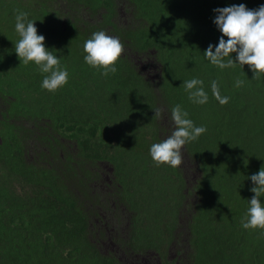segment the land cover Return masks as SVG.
I'll list each match as a JSON object with an SVG mask.
<instances>
[{
	"label": "trees",
	"instance_id": "obj_1",
	"mask_svg": "<svg viewBox=\"0 0 264 264\" xmlns=\"http://www.w3.org/2000/svg\"><path fill=\"white\" fill-rule=\"evenodd\" d=\"M75 1L83 6L89 5L94 14L109 5L104 19L108 18L113 7L112 0ZM131 1L136 5L138 20L143 22L137 24L136 33H117L122 38L138 40V50L141 51L153 41L149 34L159 36L166 32L168 43H161L159 49L170 52L169 58L182 50L180 55L190 64L181 81L202 80L209 98L201 105L193 103L186 94L179 93L180 98H176L177 91L181 90L176 89V85V91L166 90L173 107L180 105L194 126L207 129L196 140L186 143L193 154L191 158L204 173L198 185L204 208L199 210L200 217L190 228L196 235L190 253L192 263L264 264V229H244L241 224L250 207L249 200L254 196L250 191L254 186L250 177L264 166V73L258 79H252L254 74L248 65L242 68L236 64L220 69L204 56L209 44L218 45L222 36L213 23L217 15L214 9L240 4L248 9H258L264 5V0ZM5 55L7 58L0 55V60L5 62L0 66V74H14L13 53ZM70 55L72 60L62 62L69 74L68 82L57 89L55 97L48 95L44 88L27 96L29 101L32 97L34 103L38 99V106L44 99H51L57 109L55 114L54 107H46L45 117L41 118L45 120L44 126L40 127L41 133L53 138L49 143L58 142L56 135L71 142L73 155L64 159L63 173L74 174L76 167L91 164L97 167L102 161L114 163L123 170L126 160L122 162L125 159L122 151L126 150L125 147L137 149L138 157L146 147H143L144 134L148 122L153 119L151 99L146 93L151 94L152 87L137 80L129 59L119 58L115 64L116 73L104 76L102 68L88 65L75 50ZM235 57L236 53H233L232 58ZM20 63L18 79L14 80L17 86L28 79L30 71L29 64ZM173 69H167L166 82H169ZM238 79L244 81L240 87L235 86ZM214 80L218 82L221 96L229 97L225 105H221L212 94L211 82ZM162 87L165 88V84ZM8 91L3 86L0 88L1 94ZM20 92L8 93L11 99L6 101L9 113L18 118L20 108L14 113L11 108L18 98L26 97ZM196 113L201 116L200 120ZM16 138L11 127L5 130L4 150L0 148V264H125L108 252L103 255L96 246H100L102 240L97 235L96 226L90 222L91 214L96 212L94 208L93 212L86 214L79 194L66 185H57L54 168L49 170L44 164L26 163ZM38 167L41 168L38 170ZM156 168H159L157 164ZM167 169L176 177L170 179L166 172L159 170V180L143 187L149 190V194L141 195L140 199L149 206L130 194L123 198L126 202L120 201L121 204L128 203L123 206L129 237L120 242H127L125 246L118 244L117 256L124 247L130 249L132 246L140 254L150 247H159L156 245L160 237L156 218L162 220L159 225L169 226L185 190V182L179 179L176 167L169 165ZM83 178L84 181L78 180L76 189L80 193L82 185L87 182ZM15 179L24 180L31 187L26 188L22 183L17 188ZM173 185L179 187L174 195L171 193ZM260 200L264 206V194ZM160 213H163L162 217ZM112 215L119 221L117 212ZM151 233L152 238L149 237Z\"/></svg>",
	"mask_w": 264,
	"mask_h": 264
},
{
	"label": "clouds",
	"instance_id": "obj_2",
	"mask_svg": "<svg viewBox=\"0 0 264 264\" xmlns=\"http://www.w3.org/2000/svg\"><path fill=\"white\" fill-rule=\"evenodd\" d=\"M37 1L0 0V16L5 20L6 24L9 22L14 24L11 26L12 28L10 27L7 31L12 30V32L18 33L20 36V39L15 44V52L18 56L13 54L15 60V63L13 62L14 74H11L10 72H2L0 74V86L1 82L4 80L7 81L8 78H12L13 80L18 79V63H20V61L25 65L29 62H31V64L35 62L38 66L39 73L43 74L42 81H38L40 87L50 92L57 91V89L68 82L69 74L63 67L64 65L62 62L73 58V56L70 55L72 50H75L76 54L81 58H84L88 65L97 69L102 68V75L104 76H107L109 73H116L117 68L115 67V64L119 58H125L126 61L129 59L137 80L140 83H142L143 80L149 88L152 87L150 90H153V92L151 94L148 92L146 93L149 95V99H151V108L155 106V102L169 107L171 109V119L176 126L175 130L167 139L164 141L158 140V143L156 142L151 146L150 156L147 146L142 149V156L138 163V172H153L156 169L158 176L160 172L159 170H161V172H166L170 179L175 178L170 176L173 173L167 169V166L170 165L173 168L176 167V174L178 175L182 163L181 149L187 142L196 140L201 134L206 132L207 129L204 126H194L193 121L187 118L188 113L184 111L180 105L173 107L170 98L168 99L166 90L176 91V89L179 88L181 90L177 91L178 93L175 95L176 98H180L178 95L179 93L186 94L193 103L201 105L207 103L209 99L203 88L202 80L193 78L184 82L181 81V76L184 73V70L187 69L190 64L187 59L180 55L183 51L179 49L171 58H169L170 52H161L158 46L163 42L168 43L166 32L159 36L156 34H149L148 36L153 38L151 45L148 48L139 51L137 45L138 40L131 39L130 37L122 38L119 35H122L123 32H120V27H117L112 23V19L115 17L113 7H111L112 11H109V14H107L108 18L104 19V14L107 13V7L109 5L99 8L94 14L90 12L89 5L83 6L82 3L72 0L75 4L73 8H76L78 12L79 10L85 12L86 16L84 18L81 17L76 19L77 15H75L72 23L69 21H63L57 24L60 21L58 18L57 22L54 23L53 21V19L56 18V13L49 14L45 10V5L57 3L58 1ZM128 1L133 4L131 0ZM213 11L217 13L213 23L220 30L222 36L219 39L218 45L214 46L209 44L204 52L205 58L208 59L212 65L217 66L220 69L235 67L236 64H239L242 68L244 65H248L254 74L252 79H258L260 74L264 73V5H261L258 9H248L246 5L240 4L217 8ZM45 13L47 16H45ZM135 16L138 17L136 10ZM63 26L68 30V33H63ZM136 26L134 29H128L126 31L136 33ZM110 34L111 36H109ZM224 37H227V40H225ZM5 44H7L6 40L0 36V55L7 58L5 53L10 54L11 52ZM126 46H136V50L129 48L128 54H126ZM213 48H215V51H213ZM131 51L135 53L133 57H130L129 55V52ZM233 53H236L235 59L232 58ZM135 58L138 59V64L135 62ZM147 62H150L155 72L158 73L159 82L157 84L148 81L139 69V67L141 68V66H144ZM172 67L174 69L169 75L170 80L169 82H166V71L167 69L170 71V68ZM15 69H17V73H15ZM33 78V73L29 71L28 79L23 80V84L31 83V79ZM160 84L161 87L159 88ZM163 84H165V88L162 87ZM243 84V80L238 79L235 82L236 87H240ZM174 85H176V89H174ZM211 91L214 98L221 105L228 103L229 97L221 96L218 82L215 80L211 82ZM3 95L6 96V101L11 99V96H9L8 93ZM3 101L5 104L8 103L5 102V100ZM46 101L49 100L47 99ZM50 101L53 102L51 99ZM41 105V109L35 113L36 119L45 117V111L42 110L44 102H42ZM4 106L8 108L7 105ZM51 107L55 108L54 105ZM162 111L163 110L159 108L155 109L154 117L160 118ZM20 112L23 113L24 111ZM56 113L57 109L55 108V114ZM13 117L14 120L18 118V116L14 115ZM1 124L3 125V129L0 128V138L2 141L0 145L3 148V136L5 130L10 129V127L14 130V127L5 122H1ZM35 126H37V124H35ZM41 126L42 124H40V127ZM145 141L143 147L147 144V141ZM2 148L1 150H3ZM144 151H146V155L144 154ZM130 153L136 154L137 149L133 148ZM22 156L24 161H26L24 153H22ZM26 163H28V160ZM156 164L159 166L158 169L156 168ZM195 166H198V168L201 169L198 164H195ZM163 168H165V170ZM122 171L123 170H120V173H122ZM199 172L201 175L202 171L199 170ZM250 179L254 185L250 191L254 193V196L249 200L250 207L248 208L245 217L242 219L241 224L244 229H264V206H262L260 200V197L264 194V166L261 167L257 174L251 175ZM147 183H149L147 178L138 175V185L141 187L138 197L144 195L143 191L145 189H143V187ZM129 184L130 181L128 182L127 188H124L126 197L129 194V191L127 194ZM183 193L184 196L181 199L180 206L185 198V190ZM120 201L122 200L120 199ZM150 209L153 208L150 206ZM195 220L192 222V225H195ZM159 221L160 220L157 219L158 226H161V229H163L164 226L159 225ZM192 232L194 233L193 230ZM195 236L194 238L196 239ZM166 239L167 234H165V239H162L160 234V237L156 240V245L159 244L158 248L155 246L156 250L161 248L162 243L165 242ZM126 243L119 244L125 246ZM135 249L138 250L137 245L135 246ZM149 249H145L144 251ZM116 250H118V248H116ZM129 250L135 251L132 246L130 249L124 247L123 249H120L119 254L126 259V253H128ZM153 253L158 256L153 259L152 262L149 261L150 263L147 260L148 256H146L144 258V263L177 264L173 260L168 261L165 258L166 254L162 256L159 252L155 251ZM142 254L138 251V253L132 257L135 258V261L130 264L136 263ZM125 264H128V261H126Z\"/></svg>",
	"mask_w": 264,
	"mask_h": 264
},
{
	"label": "rangeland",
	"instance_id": "obj_3",
	"mask_svg": "<svg viewBox=\"0 0 264 264\" xmlns=\"http://www.w3.org/2000/svg\"><path fill=\"white\" fill-rule=\"evenodd\" d=\"M53 1L58 2L45 5V10L49 14L56 13V18L53 19L54 23L57 22V18L60 20L57 23L59 24L63 21H69L72 23V21H74L73 18L75 15H77L76 19L81 17L84 18L86 16L85 12L81 10L78 12L76 8H73L75 4L72 0ZM112 3L114 5L113 9L115 15V17L112 19V23L117 27H120V32L126 31L128 29H134L137 24H141L143 22L141 19L138 20V17L135 16V4L133 5L128 0H112ZM13 25L14 24H12V22L6 24L5 20L0 16V36L6 40L7 44L5 45H7L10 52L18 56L15 52V44L20 39V36L18 33L12 32V30L7 31V29ZM63 33H68V30L64 28ZM109 36H111V34ZM129 48L136 50V46H126V54H128ZM129 55L130 57H133L135 53L131 51L129 52ZM135 62L138 64V59L135 58ZM4 63L5 62L3 60H0V66H2ZM28 64L30 65V71L34 76V78L31 79V83H24L20 86H17L14 84V80L12 78H8L7 81L4 80L1 82L0 88L3 86L5 90H9L8 93H13L15 90H19L21 91L20 93L26 95V97L17 99V102L13 104L11 111L14 113L19 108V111H23L25 108L29 113L26 111L23 113L20 112V117L14 120L13 115L8 111L9 104H5L3 101L5 100L6 102V96L0 92V128L3 126L1 122H5L6 124L13 126L15 134L17 135L16 139L19 144L18 148L20 149V152L24 153L25 160H28V163L31 164H44L49 170L54 168L56 172L55 182L57 185H66L68 188L74 189L77 195L79 194L83 201V207L86 214H89L88 211L93 212L92 208H94V211L96 212L91 214L90 222L96 226L97 235L102 240L100 242V246L96 245L99 247L100 252L103 255H107L108 252L111 255L118 257L122 262L126 263V261H128V264H130L131 262L135 261V258L132 257L138 252L129 250L128 253H126L127 260L123 258L121 254H118L117 256L116 253V248H119L118 244L121 241L127 240L129 237L128 226H126L125 222L126 213L124 211V206L125 204L128 205V203L121 204L119 201L121 199L123 202H126L123 199L126 197L124 188H127L128 182L130 181L128 186L129 194L143 205L149 206L140 199L142 196L138 197V193L141 191V187L138 185V175L140 177L147 178L149 182L155 183L159 180L157 170L155 169L153 172H138V163L140 162V157L142 154H140L139 157L136 156V154H131L130 152L132 149L126 146V150L122 151V153L125 154V159L123 158L122 162L126 160L122 173H120V169H118L114 163L112 164L109 161L99 162L97 167L95 164L84 167H76L74 174H68L66 171L63 173L64 159H66L70 154L73 155V152H71L73 151V148L71 147L72 144L67 138L62 140L60 135H56L58 139L57 143L54 141L49 143V139L53 140V138L47 136L46 134L42 135L40 124L44 126L45 120H41V118H35L36 111H39L42 105L38 106L40 102L37 101L38 99H36L34 103V99L32 97H30L29 101L27 96L29 97L30 93L33 91L39 92L40 88H42L40 87L39 82L42 81L43 74L39 73L38 66L35 64V62H33V64L29 62ZM139 69L142 71L144 77H146L148 81L153 82L154 84L159 82L158 73L155 72L150 62L145 63V65L141 66V68L139 67ZM46 92L48 95L53 97L56 95V91L50 92L46 90ZM46 100L47 99H44L43 101L45 106L43 105L42 110L44 111L48 104L53 106V102ZM3 104L7 105L8 108H6V106ZM157 108L163 110L160 118L154 117V110ZM152 113L153 119L148 122V127L144 134V138L147 141L145 146H147L149 156L151 146L156 142L158 143V140L164 141L167 139L176 127L171 119V109L169 107L155 102V106L152 107ZM196 117L198 120L201 119L199 113H196ZM196 122L199 125V122ZM35 124H37V126H35ZM119 131H123L122 127H120ZM55 133L53 134L55 135ZM111 135L114 137L113 134ZM1 142L2 141L0 138V143ZM0 148H2L1 145ZM16 154L19 153L17 152ZM144 154L146 155V151H144ZM181 155L182 163L178 177L180 180L185 182V198L181 203L180 209L177 210L175 218H171L169 220V226H164L163 229H161V226H159L162 239H165V234H167V239L162 243L161 248L156 250L155 247H152L149 250L143 251L144 253L134 264H138V262L139 264H149L158 256L157 254L153 253L155 251L161 253L162 256L166 254L165 258L168 261L173 260L177 264H193V257L190 253L193 251L192 245L196 242V240L194 239L195 235L190 230V228L192 226V222L196 218L200 217L199 210L204 208L203 197L198 192V185L202 181L204 173L200 175L199 170L201 169L198 168V166H195L194 160L191 158L193 154L187 149L186 144L181 149ZM19 157L21 158V155ZM22 163L24 162L22 161ZM40 168L41 167H38V170ZM84 169L86 170L84 171ZM163 169L165 170V168ZM173 174L170 176L176 177L175 174ZM83 177L86 178L87 182L82 185V193H80V191L76 189L79 182L78 180L81 179L84 181ZM15 183L17 188H19L20 184L22 185V183L26 185V188L31 187V184L24 180L22 181L20 179H15ZM178 191L179 187L173 185L171 193L174 195L175 193H178ZM143 194L144 196L148 195L149 190L145 189ZM114 212H117L119 221L115 219L114 215H112ZM162 216L163 213H160V217ZM153 232L155 233V231ZM149 237L152 238V233L149 234ZM146 256H148L147 260L148 262L150 261L149 263H144V258Z\"/></svg>",
	"mask_w": 264,
	"mask_h": 264
}]
</instances>
